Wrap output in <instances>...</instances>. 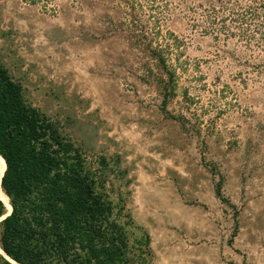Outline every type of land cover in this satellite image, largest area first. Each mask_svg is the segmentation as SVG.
<instances>
[{
  "label": "rangeland",
  "instance_id": "obj_1",
  "mask_svg": "<svg viewBox=\"0 0 264 264\" xmlns=\"http://www.w3.org/2000/svg\"><path fill=\"white\" fill-rule=\"evenodd\" d=\"M263 3L0 0V64L81 155L129 264H264Z\"/></svg>",
  "mask_w": 264,
  "mask_h": 264
},
{
  "label": "trees",
  "instance_id": "obj_2",
  "mask_svg": "<svg viewBox=\"0 0 264 264\" xmlns=\"http://www.w3.org/2000/svg\"><path fill=\"white\" fill-rule=\"evenodd\" d=\"M0 158V188L10 208L8 214L0 197V251L12 263L129 264L125 233L81 155L57 124L26 105L22 87L1 64ZM215 195L221 199L219 186ZM2 254L0 264H11Z\"/></svg>",
  "mask_w": 264,
  "mask_h": 264
},
{
  "label": "bare ground",
  "instance_id": "obj_3",
  "mask_svg": "<svg viewBox=\"0 0 264 264\" xmlns=\"http://www.w3.org/2000/svg\"><path fill=\"white\" fill-rule=\"evenodd\" d=\"M4 168H5L4 162H3V160L0 158V179L2 178L3 172H4V170H5ZM0 196L6 198V196L3 194L1 188H0ZM9 213H10V211H9ZM9 213H8V214H9ZM8 214H7V215H8ZM7 215H6V216H7ZM3 219H4V218H3ZM3 219L1 218V221H2ZM0 253L2 254L1 251H0ZM2 255H3V254H2ZM3 256H4V255H3ZM4 258H5V260H6L7 262H10L11 264H14V263H12L8 258H6L5 256H4Z\"/></svg>",
  "mask_w": 264,
  "mask_h": 264
}]
</instances>
